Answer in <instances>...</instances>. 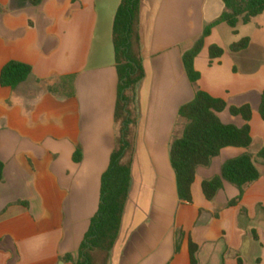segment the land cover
<instances>
[{"label":"crops","instance_id":"1","mask_svg":"<svg viewBox=\"0 0 264 264\" xmlns=\"http://www.w3.org/2000/svg\"><path fill=\"white\" fill-rule=\"evenodd\" d=\"M121 1L44 0L31 7L28 0H0V76L11 61L33 69L15 90L0 84V264H74L64 258L79 252L98 212L119 135L113 26ZM224 10L222 0H141V116L130 193L109 264H191L190 240L199 247L198 264H264V164L258 158L264 148V57L252 49L251 37L248 50L230 51L251 25L240 24L237 34L226 24L212 31L195 61L197 87L183 64L184 53ZM227 27L241 38L225 42ZM213 45L225 54L210 64ZM197 88L228 104L219 114L225 124L243 127L242 117L229 109L252 107L253 145L226 148L211 167L200 168L193 203L183 204L170 146L183 135L184 128L177 134L179 110ZM77 148L80 163L74 161ZM247 153L260 179L245 187L234 206L229 204L240 192L229 183L208 201L203 182Z\"/></svg>","mask_w":264,"mask_h":264},{"label":"trees","instance_id":"2","mask_svg":"<svg viewBox=\"0 0 264 264\" xmlns=\"http://www.w3.org/2000/svg\"><path fill=\"white\" fill-rule=\"evenodd\" d=\"M44 0H28L31 7H39ZM225 10L216 21L207 25L202 36L193 48L183 55V64L189 81L197 87L201 74L196 70L195 61L205 47V40L212 31L222 24L229 26L234 34L240 24L249 25L254 18L264 15V0H222ZM141 0H122L117 10L113 26V45L115 63L119 75V98L116 109V121L119 124L117 147L111 156L110 166L102 178L100 205L96 216L77 254L67 255L66 262L74 264H109L122 225L127 200L132 181V158L134 144L131 129L135 125L130 111L132 92L145 78L141 38L139 34V15ZM251 39L243 38L230 47L232 53H240L249 49ZM225 51L213 45L209 49L210 64L220 59ZM33 73L30 65L11 61L2 70L0 84L4 88L17 89L26 83ZM228 109V104L214 98L207 92L197 88L193 101L182 106L179 118L184 121V131L181 137L173 140L170 146V162L177 178V189L181 203L192 204V188L198 170L211 167L215 158L226 148L250 149L253 145L250 122L253 109L250 105L231 107L230 114L242 117L245 125L241 128L222 122L219 114ZM260 115L264 121V92ZM82 150L77 148L74 155L75 163L82 161ZM258 158L264 164V148L258 153ZM5 164L0 160V184L4 181ZM261 173L253 157L244 154L227 161L221 170V175L205 180L202 190L208 201H214L223 190L224 184L235 186L240 194L229 206L239 203L244 195V189L249 184L258 181ZM257 238V237H255ZM180 244L177 242L176 252ZM191 264H198V245L189 242ZM239 264L242 261L239 260Z\"/></svg>","mask_w":264,"mask_h":264},{"label":"rangeland","instance_id":"3","mask_svg":"<svg viewBox=\"0 0 264 264\" xmlns=\"http://www.w3.org/2000/svg\"><path fill=\"white\" fill-rule=\"evenodd\" d=\"M249 25L251 26L242 29L241 35L245 38L246 37L253 38L254 47L252 49L255 50L256 54L260 55V57L262 58V56L264 57V15L254 20V22L252 21ZM226 29L227 30L224 33L225 42L226 41L229 42V40H234L235 38L236 40H239V38H241V37H232V34L229 32L230 30H228L229 28L227 27ZM187 46H189V44L185 45V47ZM137 87L138 85L132 92H129V97L131 98L130 111L132 114V120L135 122V125L131 129L134 148H133V152L128 155L127 159H129L130 157L132 158V161L134 158L136 137H137V133L139 132V127L137 125V122L139 121L138 120L139 116H141V115H138L137 108H136V89ZM184 125H185L184 121L180 120L178 127H177V134H180L182 128H184Z\"/></svg>","mask_w":264,"mask_h":264}]
</instances>
